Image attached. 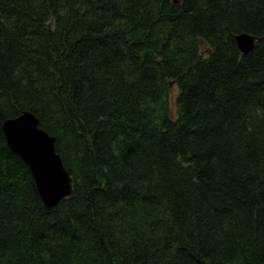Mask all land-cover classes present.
I'll return each instance as SVG.
<instances>
[{
  "label": "trees",
  "instance_id": "1",
  "mask_svg": "<svg viewBox=\"0 0 264 264\" xmlns=\"http://www.w3.org/2000/svg\"><path fill=\"white\" fill-rule=\"evenodd\" d=\"M263 55L264 0H0V264H264ZM24 112L72 176L52 208Z\"/></svg>",
  "mask_w": 264,
  "mask_h": 264
},
{
  "label": "water",
  "instance_id": "2",
  "mask_svg": "<svg viewBox=\"0 0 264 264\" xmlns=\"http://www.w3.org/2000/svg\"><path fill=\"white\" fill-rule=\"evenodd\" d=\"M258 39V37L249 34H241L239 36H236V40L240 49V43L245 41V49H241L243 50V52H241L244 55L253 51V47L258 41ZM39 125V120L33 113L25 112L21 117L5 121L3 125V131L8 141V146L10 150L16 155H18L20 159L25 162L29 167L31 174L34 178L37 191L40 197L42 198L44 204L47 207H54L62 199L67 198L73 194V187L71 183L72 178L68 170L65 168L62 158L59 155H56L55 153L56 139L53 136L49 135L46 131L41 129ZM9 127L16 128L17 130H19L18 134H15L14 130ZM39 138H43L46 141L50 154L48 155L46 161L47 163L56 164L64 185L56 186L53 188L52 191L50 190V188H48V186L42 179L40 173H38L36 163L32 161L29 155L26 154V142L33 140L36 141L39 140Z\"/></svg>",
  "mask_w": 264,
  "mask_h": 264
},
{
  "label": "bare ground",
  "instance_id": "3",
  "mask_svg": "<svg viewBox=\"0 0 264 264\" xmlns=\"http://www.w3.org/2000/svg\"><path fill=\"white\" fill-rule=\"evenodd\" d=\"M248 44V43H247ZM245 41L240 43L241 49H245ZM20 123V122H19ZM16 127V126H15ZM11 128V127H9ZM14 130L15 134H18L16 128H11ZM9 130V129H8ZM27 150L26 154L36 163V168L38 173L42 176V179L52 191L56 186H64L62 179L60 177L59 170L55 163H47V157L49 154V149L46 141L43 138H39V140H33L26 142Z\"/></svg>",
  "mask_w": 264,
  "mask_h": 264
},
{
  "label": "rangeland",
  "instance_id": "4",
  "mask_svg": "<svg viewBox=\"0 0 264 264\" xmlns=\"http://www.w3.org/2000/svg\"><path fill=\"white\" fill-rule=\"evenodd\" d=\"M250 43V42H249ZM199 51H200V53L201 54H203L204 55V53H205V51H206V49H205V46L204 45H200L199 46ZM243 51V50H242ZM260 60H261V62L262 63H264V55H263V57H261L260 58ZM171 61L170 60H168V63H170ZM231 74L234 72L232 69H231ZM175 93H177V90H175ZM241 96V95H240ZM243 98H244V94H243V96H242V99L241 100H243ZM172 99H175V95H173L172 96Z\"/></svg>",
  "mask_w": 264,
  "mask_h": 264
}]
</instances>
